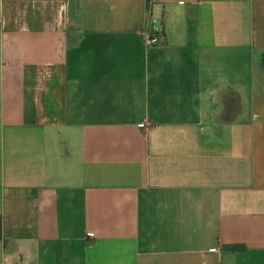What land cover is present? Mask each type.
Segmentation results:
<instances>
[{
	"label": "crops",
	"instance_id": "crops-1",
	"mask_svg": "<svg viewBox=\"0 0 264 264\" xmlns=\"http://www.w3.org/2000/svg\"><path fill=\"white\" fill-rule=\"evenodd\" d=\"M0 264H264V0H0Z\"/></svg>",
	"mask_w": 264,
	"mask_h": 264
},
{
	"label": "built area",
	"instance_id": "built-area-1",
	"mask_svg": "<svg viewBox=\"0 0 264 264\" xmlns=\"http://www.w3.org/2000/svg\"><path fill=\"white\" fill-rule=\"evenodd\" d=\"M161 36H163L162 30L157 27L154 20H150L145 34V45L152 46L157 44Z\"/></svg>",
	"mask_w": 264,
	"mask_h": 264
}]
</instances>
